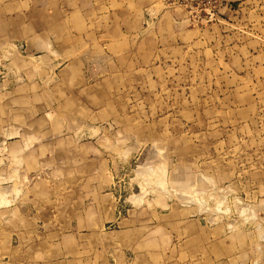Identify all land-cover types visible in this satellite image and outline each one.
Here are the masks:
<instances>
[{
    "label": "rangeland",
    "instance_id": "rangeland-1",
    "mask_svg": "<svg viewBox=\"0 0 264 264\" xmlns=\"http://www.w3.org/2000/svg\"><path fill=\"white\" fill-rule=\"evenodd\" d=\"M145 4L0 40V264H264V0Z\"/></svg>",
    "mask_w": 264,
    "mask_h": 264
},
{
    "label": "crops",
    "instance_id": "crops-1",
    "mask_svg": "<svg viewBox=\"0 0 264 264\" xmlns=\"http://www.w3.org/2000/svg\"><path fill=\"white\" fill-rule=\"evenodd\" d=\"M151 1L143 0L147 3L144 6L150 5ZM88 4H91V11L87 10ZM66 8L73 10L69 13L70 16L73 14L80 18L88 16L92 14V0H67L65 2L59 0H0V40H24L28 43L27 49L33 50L39 46L49 47L48 41H52L49 35L53 36L66 30L69 33L74 29L73 40L86 41L89 39L91 41L96 38L92 36V25L88 20L85 22L83 18L79 23H71L70 20L65 19L66 17L62 16L60 10ZM81 26L85 28L82 37L76 35L75 32L76 29L80 30ZM64 49L63 51H66Z\"/></svg>",
    "mask_w": 264,
    "mask_h": 264
},
{
    "label": "built area",
    "instance_id": "built-area-1",
    "mask_svg": "<svg viewBox=\"0 0 264 264\" xmlns=\"http://www.w3.org/2000/svg\"><path fill=\"white\" fill-rule=\"evenodd\" d=\"M172 5L189 8L191 11L200 9L209 10L211 15L215 14L216 0H164ZM214 12V13H213Z\"/></svg>",
    "mask_w": 264,
    "mask_h": 264
}]
</instances>
